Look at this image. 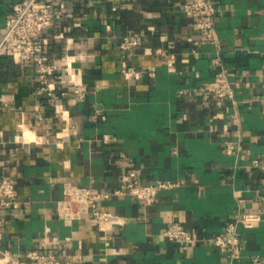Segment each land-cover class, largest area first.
Returning <instances> with one entry per match:
<instances>
[{"label": "crops", "instance_id": "1", "mask_svg": "<svg viewBox=\"0 0 264 264\" xmlns=\"http://www.w3.org/2000/svg\"><path fill=\"white\" fill-rule=\"evenodd\" d=\"M19 1L0 0V38ZM51 1L60 17L39 42L62 67L52 95L34 61L0 56V180L14 183L19 202L0 205V255L26 264H35L32 250L72 264H228L212 237L255 212L262 222L240 228L235 264L264 259V171L253 165L264 155V0H213L219 47L181 10L187 0ZM124 37L139 40L128 55L138 77L122 72ZM218 57L235 100L208 89ZM130 171L141 183L176 186L152 205L131 194L102 199L104 223L90 213L72 224L59 218L67 184L114 191ZM174 223L194 241L165 237Z\"/></svg>", "mask_w": 264, "mask_h": 264}, {"label": "built area", "instance_id": "2", "mask_svg": "<svg viewBox=\"0 0 264 264\" xmlns=\"http://www.w3.org/2000/svg\"><path fill=\"white\" fill-rule=\"evenodd\" d=\"M181 10L194 17L196 24L201 28L206 39L213 44L220 46L216 34V5L213 0H187ZM60 13L53 11L51 0H21L13 5L12 11L7 18L6 25L0 38V56L20 58L25 61H34L37 65V73L42 83V90L52 95L56 89V82L63 81V75L58 73L61 66L51 63L46 54L43 53L42 45L39 42L40 34L48 28ZM137 38L124 37L120 48L122 50L121 64L122 72L126 77H138L140 72L128 65L129 52L137 46ZM73 57H68L65 62V69H72ZM217 67L214 81L208 89L219 99L229 98L235 100V90L228 79V73L224 67L221 57L214 61ZM64 68V67H63ZM78 71L71 73V81L76 83ZM153 74V72H150ZM54 75L55 79H49ZM79 92V88L75 89ZM61 111L60 109H57ZM229 153L233 152V145H227ZM253 165L264 171V155L255 158ZM176 186L171 181H155L141 183L135 171L124 173L120 178L119 187L114 191L101 192L94 187L78 186L67 184L64 189V197L57 205V213L65 223L72 224L81 219L84 214H92L104 223L109 221L111 214L102 211L100 203L102 199L116 195L131 194L136 196L146 205L154 204L161 191ZM0 205L4 207L18 208L16 187L9 179L0 180ZM262 222V215L255 212H243L230 221L225 230L212 237L213 243L222 252L228 254V264H235L241 259L243 253V239L240 228H256ZM163 235L177 242H193L194 238L189 230L183 225L174 223ZM27 257L35 264H72L71 260L58 258L51 252L32 250ZM254 264H263L264 259L258 255L251 257ZM0 264H26L23 259L15 254L3 252L0 255Z\"/></svg>", "mask_w": 264, "mask_h": 264}]
</instances>
